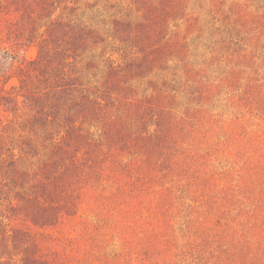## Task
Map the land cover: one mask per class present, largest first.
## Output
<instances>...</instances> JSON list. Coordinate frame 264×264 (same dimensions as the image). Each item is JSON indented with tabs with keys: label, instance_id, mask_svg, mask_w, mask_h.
<instances>
[{
	"label": "rangeland",
	"instance_id": "obj_1",
	"mask_svg": "<svg viewBox=\"0 0 264 264\" xmlns=\"http://www.w3.org/2000/svg\"><path fill=\"white\" fill-rule=\"evenodd\" d=\"M8 6L0 0V71L11 64L0 87L39 61L42 99L56 102L54 85L73 78L90 120L82 129L76 111L74 127L54 130L21 96L19 110L0 107L1 159L33 143L53 163V130L65 151L61 185L34 214L0 199V264H264V0ZM83 26V45L68 47Z\"/></svg>",
	"mask_w": 264,
	"mask_h": 264
},
{
	"label": "trees",
	"instance_id": "obj_2",
	"mask_svg": "<svg viewBox=\"0 0 264 264\" xmlns=\"http://www.w3.org/2000/svg\"><path fill=\"white\" fill-rule=\"evenodd\" d=\"M8 1L9 6L6 7L7 9L11 7H16V9H19L21 0H15L12 3H10V0ZM76 30L78 32L79 29ZM79 32H81L80 35L78 33H75L69 38V42L66 43L68 47L77 44H80L81 46L83 45V41L81 42V39L84 38L85 40L89 31H87L83 26L81 27ZM72 53L73 51H70L68 53L67 49V57L65 58L67 62H76L75 59L77 58V56L73 55ZM58 55V52L55 51L54 56L50 54L51 57L49 58L56 60V57H58ZM29 64V67L19 68V86H11L9 89H6L4 86L0 87V107L5 108L8 106H14L15 110H19L18 105L20 101L18 98L19 96H21L23 98L21 103L27 106H43L42 108L38 109L36 114L40 115L44 119L47 127H49L48 125H50L51 127L49 128H53L54 130L56 128H62L63 126L74 127V124L76 125V122H78V118H75L74 114L77 111L78 113L76 112V114L79 115V118L83 117L79 122V127L83 129V125L87 124V122L90 120V116H82L81 112L82 106H85L87 104L86 102H84L86 93H82V90H78L79 88L76 86L77 83H74L75 80L71 81V79L73 78H67V80H64L63 83L55 84L53 91H51V93H54V91L58 87H60L56 92L57 97L54 96L56 102L50 103L48 99V102H45V99H42V97L48 96L50 92L37 91L33 86L36 84V82H40V78L43 76V74H46V67L39 61H33ZM10 66L6 67L4 70H1L0 75L4 76L5 74H7ZM30 67L32 69H30ZM54 69L55 71H57V66H54ZM30 77L32 78V83L29 80ZM35 79H37L36 82ZM57 79L58 78H55V80ZM76 92L80 94L82 101L79 102L77 100L74 95ZM68 99L71 101V105L66 103ZM99 124L101 123L99 122ZM54 130L52 132L55 133L54 136L56 137L50 138V144L52 143L50 155L53 163H51V161H45L44 159H42L39 153H37V150L33 143H31V145L25 144L27 146L26 150H21V155L16 157V159L14 160L12 159L11 161H5L0 158V199L3 198V196H6L5 198L7 200L14 198L16 200V211L23 213L25 216L32 215V204H36L41 195L46 192L48 196L50 193L57 191V185H61L63 174L61 172L55 174L58 168L54 163H56V156L59 155V157L61 158L65 151L63 149L62 143L54 141L60 134V131ZM106 131L107 130H105V132ZM83 132L88 133L89 130H83ZM76 139L77 138L64 139L63 142H69L72 144L78 141ZM84 145L86 148V152H91V149L89 147L90 144L88 143ZM94 145L95 144H93L92 146ZM28 157L31 161L33 159L36 160L35 162L32 161L31 163V166L35 168L22 169L21 160ZM59 160L57 161V163H59ZM66 168H70V165ZM9 185H11L12 189L15 190L13 197H8V194L5 193V189L8 190Z\"/></svg>",
	"mask_w": 264,
	"mask_h": 264
}]
</instances>
